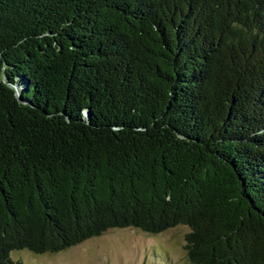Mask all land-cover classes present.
Here are the masks:
<instances>
[{
	"label": "trees",
	"instance_id": "16d2710c",
	"mask_svg": "<svg viewBox=\"0 0 264 264\" xmlns=\"http://www.w3.org/2000/svg\"><path fill=\"white\" fill-rule=\"evenodd\" d=\"M177 225L264 264V0H0V264Z\"/></svg>",
	"mask_w": 264,
	"mask_h": 264
},
{
	"label": "rangeland",
	"instance_id": "374dc122",
	"mask_svg": "<svg viewBox=\"0 0 264 264\" xmlns=\"http://www.w3.org/2000/svg\"><path fill=\"white\" fill-rule=\"evenodd\" d=\"M189 227L177 225L159 234L133 227L112 228L63 251L14 252L24 264H193L185 244Z\"/></svg>",
	"mask_w": 264,
	"mask_h": 264
}]
</instances>
